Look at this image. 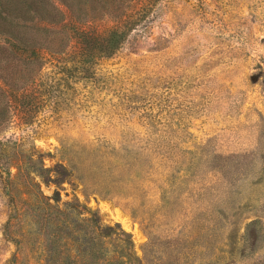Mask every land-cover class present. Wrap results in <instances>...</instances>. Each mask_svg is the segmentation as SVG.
<instances>
[{"label": "rangeland", "instance_id": "obj_1", "mask_svg": "<svg viewBox=\"0 0 264 264\" xmlns=\"http://www.w3.org/2000/svg\"><path fill=\"white\" fill-rule=\"evenodd\" d=\"M33 4L0 264H264V0Z\"/></svg>", "mask_w": 264, "mask_h": 264}, {"label": "trees", "instance_id": "obj_2", "mask_svg": "<svg viewBox=\"0 0 264 264\" xmlns=\"http://www.w3.org/2000/svg\"><path fill=\"white\" fill-rule=\"evenodd\" d=\"M33 5V0H7L5 4L0 0V53L9 59L2 69L3 72L0 73V96H3L7 90L9 92L18 90L13 72L9 71V69L14 68V60L25 56L23 60L26 62V68L37 65L39 67L42 60L35 51L37 49L48 50V48L38 46L30 38L27 23L35 10ZM119 43L116 40L109 41V45L111 44L110 54L117 51ZM49 51L51 50L49 49ZM25 62L23 63L25 64ZM6 106L8 110L11 109L10 102H7Z\"/></svg>", "mask_w": 264, "mask_h": 264}]
</instances>
